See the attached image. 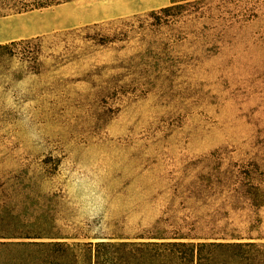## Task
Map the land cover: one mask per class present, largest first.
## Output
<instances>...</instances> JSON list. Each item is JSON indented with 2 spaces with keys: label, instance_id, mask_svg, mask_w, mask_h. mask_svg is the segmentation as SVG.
I'll list each match as a JSON object with an SVG mask.
<instances>
[{
  "label": "rangeland",
  "instance_id": "374dc122",
  "mask_svg": "<svg viewBox=\"0 0 264 264\" xmlns=\"http://www.w3.org/2000/svg\"><path fill=\"white\" fill-rule=\"evenodd\" d=\"M170 3L81 0L31 11L20 26L25 33L74 19L77 26ZM230 48L235 72L224 80H178L164 93L139 89L106 106L68 67L28 77L24 102L40 139L32 141L19 112L0 101V177L24 181L19 208L55 211L56 224L78 232L128 237L185 223L172 215L190 214V222L220 208L237 211L231 225L264 236V206L215 199L236 180L264 179V18L233 36ZM96 201L102 210L89 220L85 206Z\"/></svg>",
  "mask_w": 264,
  "mask_h": 264
},
{
  "label": "trees",
  "instance_id": "16d2710c",
  "mask_svg": "<svg viewBox=\"0 0 264 264\" xmlns=\"http://www.w3.org/2000/svg\"><path fill=\"white\" fill-rule=\"evenodd\" d=\"M68 1L0 0V16ZM263 18L264 0H171L156 9L1 43L0 65L6 69V59L19 55L28 63L23 75L35 78L68 67L81 74L74 83L90 85L93 101L106 106L139 89L164 93L178 80L228 78L236 60L231 39ZM22 184L0 177V264H264V236L231 225L236 210L216 208L190 222V214L172 215L185 223L169 224L166 232L107 236L58 225L55 211L19 208ZM230 190H219L216 201L264 206V179L236 180Z\"/></svg>",
  "mask_w": 264,
  "mask_h": 264
},
{
  "label": "clouds",
  "instance_id": "9594fccd",
  "mask_svg": "<svg viewBox=\"0 0 264 264\" xmlns=\"http://www.w3.org/2000/svg\"><path fill=\"white\" fill-rule=\"evenodd\" d=\"M6 64V69L0 65V101L3 102L6 109L19 112L22 122L27 128L29 138L36 141L40 139V136L36 132L35 126L31 125L32 113L30 109L33 106L24 102V97L29 94V86L32 83L31 79L23 75L28 70V63L17 55L12 57L10 61L6 59ZM16 74H22V78L18 81L15 79ZM101 210V201L90 202L85 206L89 220L97 219Z\"/></svg>",
  "mask_w": 264,
  "mask_h": 264
},
{
  "label": "crops",
  "instance_id": "0c3cea01",
  "mask_svg": "<svg viewBox=\"0 0 264 264\" xmlns=\"http://www.w3.org/2000/svg\"><path fill=\"white\" fill-rule=\"evenodd\" d=\"M78 1H81V0H71L68 2L52 5V6L41 8V9H33V10L21 12V13L0 16V44L10 42L12 40L28 38V37H32L36 35H42V34L52 32V31L64 30V29L76 27L75 25L76 23L74 22L75 19L73 16L71 18L74 20H72L70 23L69 22L65 23V21L56 22L52 24L49 23L48 25H46V27H44L40 31L25 33L27 29L20 26V21H22L25 15L31 11L45 12L50 9L52 10L54 8H58L66 4H70L71 2L76 3ZM97 20H101V19H97ZM94 22H98V21H94ZM77 24H78L77 26H80L81 24L84 25V24H89V23L80 22Z\"/></svg>",
  "mask_w": 264,
  "mask_h": 264
}]
</instances>
